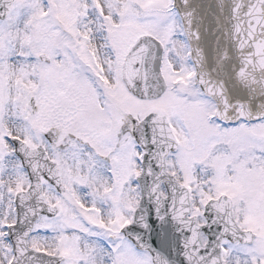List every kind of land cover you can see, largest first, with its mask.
Segmentation results:
<instances>
[{
	"label": "snow or ice",
	"instance_id": "obj_1",
	"mask_svg": "<svg viewBox=\"0 0 264 264\" xmlns=\"http://www.w3.org/2000/svg\"><path fill=\"white\" fill-rule=\"evenodd\" d=\"M0 264H264V0H0Z\"/></svg>",
	"mask_w": 264,
	"mask_h": 264
}]
</instances>
